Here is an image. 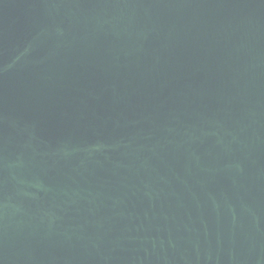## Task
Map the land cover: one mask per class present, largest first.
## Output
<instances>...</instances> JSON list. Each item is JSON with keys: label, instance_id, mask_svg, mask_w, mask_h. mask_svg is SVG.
Listing matches in <instances>:
<instances>
[{"label": "water", "instance_id": "water-1", "mask_svg": "<svg viewBox=\"0 0 264 264\" xmlns=\"http://www.w3.org/2000/svg\"><path fill=\"white\" fill-rule=\"evenodd\" d=\"M0 264H264V0H0Z\"/></svg>", "mask_w": 264, "mask_h": 264}]
</instances>
